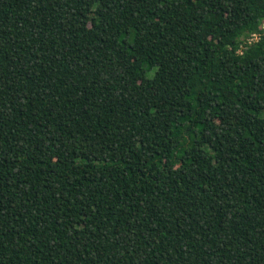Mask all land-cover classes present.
I'll list each match as a JSON object with an SVG mask.
<instances>
[{"label":"trees","instance_id":"16d2710c","mask_svg":"<svg viewBox=\"0 0 264 264\" xmlns=\"http://www.w3.org/2000/svg\"><path fill=\"white\" fill-rule=\"evenodd\" d=\"M0 264H264V0H0Z\"/></svg>","mask_w":264,"mask_h":264},{"label":"built area","instance_id":"2783aa9c","mask_svg":"<svg viewBox=\"0 0 264 264\" xmlns=\"http://www.w3.org/2000/svg\"><path fill=\"white\" fill-rule=\"evenodd\" d=\"M253 37H254L255 39H257V38H258V36H257L256 34H254V35H253Z\"/></svg>","mask_w":264,"mask_h":264}]
</instances>
